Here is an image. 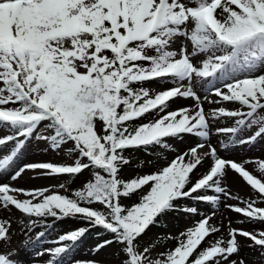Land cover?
<instances>
[{"label": "snow or ice", "instance_id": "1", "mask_svg": "<svg viewBox=\"0 0 264 264\" xmlns=\"http://www.w3.org/2000/svg\"><path fill=\"white\" fill-rule=\"evenodd\" d=\"M152 83L172 86L157 91ZM177 99H192L194 107L172 109ZM203 101L218 107L206 111ZM224 121L230 126H219ZM214 134L223 137L219 148ZM188 136L199 138L195 146L165 166L123 178L130 150L176 151L169 141ZM34 140L64 151L73 163L16 167ZM260 142L264 0H0V208L14 207L32 218L30 226L51 228L66 219L87 225L39 252L50 255L47 264H64L92 228L104 236L92 251L116 246L120 264H246L238 256L241 237L264 254V231L232 227V221L217 226L210 223L215 212L205 215L194 206L218 210L222 197L231 199L238 204L224 206L242 217L238 223L264 224V159L231 158L236 146ZM253 163L259 175L248 169ZM28 170L37 177L89 178L71 196L56 186L2 182ZM229 172L252 197L229 191ZM58 188L68 191L65 183ZM172 211L201 218L163 238L175 240V247L153 257L156 242L143 241ZM9 229L10 222L0 220V242L11 241ZM218 233L221 238L208 239ZM44 236L41 231L38 239ZM0 264L16 262L0 254Z\"/></svg>", "mask_w": 264, "mask_h": 264}, {"label": "rangeland", "instance_id": "2", "mask_svg": "<svg viewBox=\"0 0 264 264\" xmlns=\"http://www.w3.org/2000/svg\"><path fill=\"white\" fill-rule=\"evenodd\" d=\"M179 47V44L176 45ZM191 49V44L188 45ZM155 90H160L162 88L171 87V84H161V83H152L150 85ZM210 99H217L215 96H211ZM183 101H187L189 105L183 104ZM205 110L207 111V103L203 101ZM229 108H234L236 105L228 104ZM182 107H194V101L192 99H177L172 103V109H178ZM218 107L217 105L212 104L210 109ZM209 109V110H210ZM219 126H230L227 121L222 122ZM199 138L188 136L183 141L172 140L169 143L172 145L176 151H166L164 149H154L150 153L144 155H139L134 153L132 155V162L134 164H140L143 162L144 167H126L124 170V179L134 178L136 175L151 173L158 170L160 167L165 166L168 161H171L175 156L186 151L188 148L195 146ZM223 137L213 135L211 137V142L213 145H216L219 148V142ZM206 150V149H205ZM221 153L223 149L220 148ZM231 158L237 162H242L244 160H258L264 159V142H260L255 146L251 147H241L236 146L233 151ZM41 162H51L55 164L73 163V158H70L65 155L64 151L53 152L51 151L45 142L43 141H32L27 153L22 154L18 160L15 162L16 167H20L28 163H41ZM250 171H253L254 174L259 175L256 172V164L247 165ZM35 177V178H34ZM71 177L64 178H50V177H37L36 173L28 170L25 171L22 176L16 181L10 180V178H5L2 182L10 184L13 188H23V189H37L45 188L50 186H56L54 190L59 191L62 195H69L78 188L82 186L85 180L88 179L87 176L82 174L74 181H70ZM65 183L68 189L67 192L64 189H59L58 185ZM226 186L229 188L235 195H239L243 199H248L252 197V190L245 182L236 174L229 172L225 180ZM19 199H25L23 195L16 194ZM254 198V197H253ZM126 204H130V200L125 201ZM192 204L191 201L187 202ZM225 204H238V201L231 199H221V205L219 209H214L210 204L198 203L194 206H197L199 211L205 215H212V221L217 226H227L229 221H232V227L243 228L246 231H264V224L253 223L247 221L246 218L243 224L238 223V220L241 219L238 214L233 213L230 209L226 208ZM243 207V205H239ZM6 210V209H5ZM6 216H0V220H6L10 222L9 236L11 237L10 242H0V254H5L9 259L16 262V264H47V261L50 259V255L45 253L44 255H38L39 252H42L44 249L53 248L56 245L58 237L62 234H65L71 230L78 229L76 225L70 223L68 219L61 221L60 229L56 232H51L45 234L44 239L36 241V236L41 232V224L36 226H30L29 221L32 219L22 214L19 210H16L14 207H10V210H6ZM2 215V214H0ZM5 215V214H3ZM201 217L199 215L192 216L183 212L172 211L169 212L164 219L161 220L160 225L153 227L148 234L146 235L143 244L147 245L151 242H156L157 247L152 253L153 257L157 253L165 252L167 249L175 247V240H165L163 238L167 237L169 234L172 236L178 235L180 232L186 230L188 227L193 226L194 221L199 220ZM222 238L227 240L229 238L227 227H222ZM221 238V233L215 234V236L208 238L213 242L215 239ZM104 239L103 236H96L90 233H87L84 238L73 249L72 255L66 257L64 264H71L73 260L81 261H97L101 264H120V256L116 255L117 247L109 246L107 249H101L100 252H93L92 249ZM241 244V249L238 254L239 258H242L246 264H264V254H262L259 246H249L252 245L246 237L239 238ZM208 246L207 243L202 244V248ZM236 258V257H233Z\"/></svg>", "mask_w": 264, "mask_h": 264}, {"label": "trees", "instance_id": "3", "mask_svg": "<svg viewBox=\"0 0 264 264\" xmlns=\"http://www.w3.org/2000/svg\"><path fill=\"white\" fill-rule=\"evenodd\" d=\"M134 153H137V154H139V155H144V154H146V153H145L144 151H142V150H136V151H131V150H130V151L127 152L126 154L129 155L130 158H131V160H132V155H133ZM138 165H139V164H134V163L132 162L131 165L126 166V167H132V166H136V167H138ZM82 175H83V176H87V177L89 178V176H88L87 173L82 174ZM77 178H79V177H71V178H70V181H74V180H76ZM133 202H136L135 198H133L132 200H130V204L133 203ZM68 220L70 221V223L76 225L77 228H80V227H87V225H86L85 222H83V221H80V220H71V219H68ZM47 223L51 224L52 221L49 220V221H47ZM60 224H61V222H57V223L55 224V226H53V227H51V228H45L44 225L41 224V226H42V230H41V231H44L45 234H49V233H51V232H56V231H58V230L60 229ZM88 233L97 236L98 233H102V229H100V228H92ZM101 236H103V235H101ZM44 237H45V236H44ZM44 237L38 239V235H37L35 238H36V241H39V240L44 239ZM103 237H104V236H103ZM201 247H202V245H201Z\"/></svg>", "mask_w": 264, "mask_h": 264}, {"label": "bare ground", "instance_id": "4", "mask_svg": "<svg viewBox=\"0 0 264 264\" xmlns=\"http://www.w3.org/2000/svg\"><path fill=\"white\" fill-rule=\"evenodd\" d=\"M206 103H207V109L209 110L212 104H209L207 101H206ZM183 104H186V105H189V106H190V104H188L187 101H183ZM15 195H16V194H15ZM6 212H7V211H6L5 209L0 208V214H2V215H0L1 217H2V216H6ZM3 214H5V215H3Z\"/></svg>", "mask_w": 264, "mask_h": 264}]
</instances>
